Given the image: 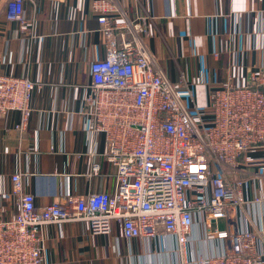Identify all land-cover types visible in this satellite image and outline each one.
Returning <instances> with one entry per match:
<instances>
[{"label": "crops", "instance_id": "0c3cea01", "mask_svg": "<svg viewBox=\"0 0 264 264\" xmlns=\"http://www.w3.org/2000/svg\"><path fill=\"white\" fill-rule=\"evenodd\" d=\"M8 2L0 0V66L6 74L29 77L36 88L23 132L17 128L21 112L0 116V220L17 212L15 173L22 175L38 207L114 187L103 155L106 135L94 130L84 102L90 63L107 54V35L92 0H25L24 22L7 20ZM118 3L130 19L148 17L144 41L173 84L181 87L186 76L191 93L182 89L180 94L189 108L203 111L217 86H242L252 72L264 71V0ZM228 176L243 182L246 200L232 209L233 221L238 230L258 234L264 258V143L242 154L238 169ZM227 225L225 218L197 223L188 257L225 253L227 241L211 234ZM41 233L49 264H182L176 239L169 235L127 240L117 224L110 234H93L81 222L46 224Z\"/></svg>", "mask_w": 264, "mask_h": 264}, {"label": "built area", "instance_id": "2783aa9c", "mask_svg": "<svg viewBox=\"0 0 264 264\" xmlns=\"http://www.w3.org/2000/svg\"><path fill=\"white\" fill-rule=\"evenodd\" d=\"M24 2L9 0L8 21H25ZM92 7L107 35V54L90 63L84 102L94 130L106 135L103 155L114 187L38 207L22 175L13 174L18 208L13 218L0 220V264H49L42 228L70 222L86 223L93 234H110L117 224L127 240L173 236L182 264H264L258 234L238 230L233 221L232 209L246 200L243 182L228 176L242 154L264 143V71L252 72L242 86H217L203 111L189 108L180 94L191 93L186 76L181 87L173 84L144 41L148 17L130 19L118 0H92ZM35 88L29 77L0 66V116L21 112L22 132ZM208 217L228 220L211 234L228 249L189 258L192 230Z\"/></svg>", "mask_w": 264, "mask_h": 264}]
</instances>
